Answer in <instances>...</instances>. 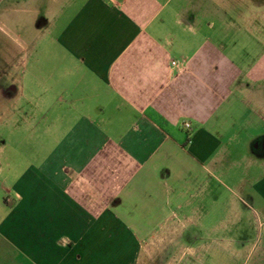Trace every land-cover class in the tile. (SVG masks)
I'll list each match as a JSON object with an SVG mask.
<instances>
[{
  "label": "crops",
  "instance_id": "0c3cea01",
  "mask_svg": "<svg viewBox=\"0 0 264 264\" xmlns=\"http://www.w3.org/2000/svg\"><path fill=\"white\" fill-rule=\"evenodd\" d=\"M262 7L0 0L37 61L46 156L0 199V264H264V228L247 233L251 211L264 221Z\"/></svg>",
  "mask_w": 264,
  "mask_h": 264
},
{
  "label": "rangeland",
  "instance_id": "374dc122",
  "mask_svg": "<svg viewBox=\"0 0 264 264\" xmlns=\"http://www.w3.org/2000/svg\"><path fill=\"white\" fill-rule=\"evenodd\" d=\"M262 8L264 18V7ZM25 36L19 28L0 22V76L4 72L7 74L6 81L1 79L0 88L5 85L11 88L13 86L12 81L16 78L17 81L19 80V84L26 88L24 97L17 98L13 93L8 92L9 98L4 99L5 103L11 105V107L6 114L1 115L0 119V183H6L7 186L5 191L0 190V199L4 197L17 199L18 193L12 188L13 185L20 182L31 171L32 165L41 162L40 160L46 157L45 155L38 156L36 154L37 148H41V141L33 135L36 124L32 123L29 115L31 98L27 88L31 86V68L37 61L35 58V60L31 59L32 48L29 47V43L27 44L24 41L26 40ZM25 56H27L25 60L20 59L21 57L25 58ZM39 59V65L43 68L58 67L59 61L56 59L50 60L42 56ZM1 110H3V107H1ZM248 217L251 219V225L252 223L253 225L247 228V233L248 235L257 236L260 232L259 229L264 228V221L257 219L252 211L248 214Z\"/></svg>",
  "mask_w": 264,
  "mask_h": 264
},
{
  "label": "built area",
  "instance_id": "2783aa9c",
  "mask_svg": "<svg viewBox=\"0 0 264 264\" xmlns=\"http://www.w3.org/2000/svg\"><path fill=\"white\" fill-rule=\"evenodd\" d=\"M184 128H185L186 130H192V125H191V123H186V124H184Z\"/></svg>",
  "mask_w": 264,
  "mask_h": 264
},
{
  "label": "clouds",
  "instance_id": "9594fccd",
  "mask_svg": "<svg viewBox=\"0 0 264 264\" xmlns=\"http://www.w3.org/2000/svg\"><path fill=\"white\" fill-rule=\"evenodd\" d=\"M62 239H67V238L65 237V238H62Z\"/></svg>",
  "mask_w": 264,
  "mask_h": 264
}]
</instances>
